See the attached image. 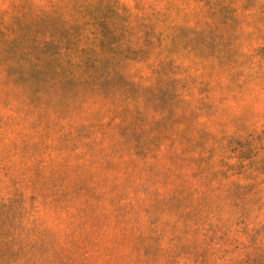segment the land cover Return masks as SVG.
Masks as SVG:
<instances>
[{
    "label": "trees",
    "instance_id": "trees-1",
    "mask_svg": "<svg viewBox=\"0 0 264 264\" xmlns=\"http://www.w3.org/2000/svg\"><path fill=\"white\" fill-rule=\"evenodd\" d=\"M4 1L0 264H264V0Z\"/></svg>",
    "mask_w": 264,
    "mask_h": 264
},
{
    "label": "rangeland",
    "instance_id": "rangeland-1",
    "mask_svg": "<svg viewBox=\"0 0 264 264\" xmlns=\"http://www.w3.org/2000/svg\"><path fill=\"white\" fill-rule=\"evenodd\" d=\"M129 2L133 3V0H129ZM7 5H8V0H7V1H4V3H3V6H4V7L7 6ZM262 103H263V99L259 98V99L255 102V105H260L259 107L262 108V106H261V105H263ZM260 119H261V122L264 121L263 116H261ZM260 128H262V126H260Z\"/></svg>",
    "mask_w": 264,
    "mask_h": 264
}]
</instances>
